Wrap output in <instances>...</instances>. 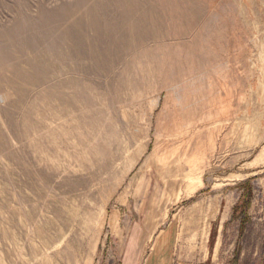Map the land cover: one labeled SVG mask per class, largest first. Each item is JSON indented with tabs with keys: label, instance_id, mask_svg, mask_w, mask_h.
Segmentation results:
<instances>
[{
	"label": "rangeland",
	"instance_id": "374dc122",
	"mask_svg": "<svg viewBox=\"0 0 264 264\" xmlns=\"http://www.w3.org/2000/svg\"><path fill=\"white\" fill-rule=\"evenodd\" d=\"M236 262L264 264V0H0V264Z\"/></svg>",
	"mask_w": 264,
	"mask_h": 264
},
{
	"label": "trees",
	"instance_id": "16d2710c",
	"mask_svg": "<svg viewBox=\"0 0 264 264\" xmlns=\"http://www.w3.org/2000/svg\"><path fill=\"white\" fill-rule=\"evenodd\" d=\"M248 205H249V198L247 197L245 199H242L240 206L246 210L248 208Z\"/></svg>",
	"mask_w": 264,
	"mask_h": 264
}]
</instances>
